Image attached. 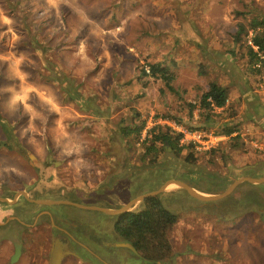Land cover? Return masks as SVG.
<instances>
[{"label":"rangeland","instance_id":"374dc122","mask_svg":"<svg viewBox=\"0 0 264 264\" xmlns=\"http://www.w3.org/2000/svg\"><path fill=\"white\" fill-rule=\"evenodd\" d=\"M24 2L26 14L32 13L27 19L9 15L0 0L21 36L14 47L10 34L0 37V54L24 56L20 71L26 77L21 81L12 61L0 60V114L12 135L0 124V197L25 202L24 191L31 198L120 208L173 179L214 195L239 178L264 177V72L250 70L245 40L235 41L240 22L249 27L254 17L264 18V0H67L58 9L47 0ZM32 18L41 19V27L30 26ZM121 26L115 37L94 34ZM7 28L0 23V33ZM53 28L60 30L50 35ZM81 41L88 61L77 55ZM149 62L175 71L177 92L162 81L144 84L139 70ZM212 81L227 86L230 98L226 109L208 114L199 102ZM28 86L50 94L59 110L35 92L29 99L39 113L34 120L23 105L13 106L12 97ZM143 120L147 127L140 138L123 139L115 129ZM157 124L215 136L228 125L236 131L211 148L180 143L181 153L165 145L151 154L144 139ZM160 196L178 215L169 234L173 257L165 261L115 246L126 242L115 231L118 216L57 206L55 211L71 217L52 227L42 217L50 224L46 230L13 225L18 233L12 241H24L16 262L6 253L14 245L0 230V264H51L54 240L65 235L74 244L61 264H264V183H242L218 201L199 200L176 184ZM29 207L34 214L50 210ZM143 208L142 201L131 210Z\"/></svg>","mask_w":264,"mask_h":264},{"label":"trees","instance_id":"16d2710c","mask_svg":"<svg viewBox=\"0 0 264 264\" xmlns=\"http://www.w3.org/2000/svg\"><path fill=\"white\" fill-rule=\"evenodd\" d=\"M2 3L9 15L25 17L24 19L30 18L29 15H32V13L26 14L28 2L25 3L24 0H2ZM41 21V19L32 18L30 26L38 22L39 27H41ZM238 27L235 41L239 43L245 40L250 70L257 73L264 72V18L254 17L251 19L249 27L242 22L239 23ZM251 32H253L251 36L253 45L248 43ZM148 67L143 66L139 70V77L146 79L144 81L145 85L153 80L162 81L170 91L177 92V88L174 86L176 74L168 64L149 62ZM229 98L228 87L217 81H212L209 83L208 90L202 94L199 106L202 110H207L208 114H212L216 108H225L228 105ZM191 108L194 110L196 105L191 104ZM0 124L7 130L9 137H12L9 133L11 129L1 114ZM146 127V120H143L141 124H138V122L120 123L115 129L123 139H127L129 137H142ZM235 131L236 128L228 125L223 127L222 134L231 136ZM182 136V133L174 131L169 125L157 124L148 130L144 143H146L151 154H157L161 148L164 150L165 145L171 146L174 151L181 153L185 149V145H180ZM159 145H162V147H159ZM143 204L144 208L139 211L130 210L119 215L115 223V231L124 238V241L133 244L148 261L155 263L165 261L173 257L169 234L178 221V215L164 204L160 195L148 197L143 201Z\"/></svg>","mask_w":264,"mask_h":264},{"label":"water","instance_id":"95a60500","mask_svg":"<svg viewBox=\"0 0 264 264\" xmlns=\"http://www.w3.org/2000/svg\"><path fill=\"white\" fill-rule=\"evenodd\" d=\"M169 147L171 148V146H169ZM244 182H249L252 184H262V183H264V177L255 178V177L246 176V177L239 178V179L235 180L225 191H223L220 194H214V195L201 193V192L197 191L195 188H193L187 182H185L183 180H179V179H173V180L167 182L165 185L161 186L158 190L151 192V193L142 194V195L136 197L135 199L131 200L130 202H128L124 206H122L120 208H116V209H107V208H103V207H100L97 205L80 204V203H76V202H72V201H68V200L35 199V198L29 197L28 194L24 191H22L21 194L23 196H25V198L28 199L30 202L38 203L41 205L69 204V205H75L78 207H82L85 209L100 211V212H102L108 216H119V215H122V214L130 211L134 205H136L139 202L144 201L148 197L160 195L162 192H164L166 190L167 186L171 183L176 184V185L180 186L181 188L185 189L190 195H192L193 197H195L199 200H202V201H218V200H222V199H225L226 197L230 196L233 193V191L240 184H242ZM0 201L6 202V203H12L10 199L4 198V197H0ZM261 217L264 220V212L261 214ZM58 238H61V240H60L61 248L58 247L59 246L58 244H56V239H58ZM58 238H56L54 240L53 248L51 251V264H61L63 258L67 254L71 253L70 240L67 237H61L60 236ZM114 245L118 246V247L129 248L132 251H134L135 253L139 254V251L136 249V247L129 242H118V243H115ZM21 248H22V244L16 243V251H15V254L12 258V262H16L19 259L20 255L22 253Z\"/></svg>","mask_w":264,"mask_h":264},{"label":"clouds","instance_id":"9594fccd","mask_svg":"<svg viewBox=\"0 0 264 264\" xmlns=\"http://www.w3.org/2000/svg\"><path fill=\"white\" fill-rule=\"evenodd\" d=\"M47 2H48V5L50 8L58 9L59 4L62 2H67V0H47ZM81 20L84 22H90L88 20L87 15L84 13H81ZM0 23L8 25L6 33H0V37H2L3 35L10 34V42H9L10 47H14L15 44L21 40V36L19 34H17L12 28L14 21L12 19H10L7 15H5L2 10H0ZM61 25H62V22H61ZM59 30H60L59 28H53L50 32V35L55 34ZM123 30H124V28H123V26H121L115 30H112L110 33H105L103 30H100V31H95L94 34L97 36L111 35V36L115 37V36H117V34L119 32H122ZM85 49H86V43L84 41H81L77 55L82 60L88 61V57L85 55ZM37 55H40V53L37 52ZM104 56L109 57V63L108 64H110V56H109V53L107 52V50H105L103 57ZM103 57H101V59H103ZM24 59H25L24 56L21 55V56L17 57L15 55V53H10L8 55L0 54V60L12 61V67L14 68L16 74L19 76L21 81H24L26 79L25 74L20 71V65ZM108 64H106L105 66L107 67ZM33 92H35L36 96L39 98V100L42 103L51 105L56 110H59V106L55 103L54 98L50 94H47L44 91H41L38 88L31 87V86L23 87L20 92L16 93L12 97L11 104L13 106L18 105V104L23 105L24 109L26 111L32 113V118L34 120L39 115V113L36 111V109L33 107V105L29 103L30 94ZM29 127H31L33 131H36L34 125L30 124ZM70 153L71 152H69V154ZM12 170L15 171V169H12ZM5 171H8V169H5Z\"/></svg>","mask_w":264,"mask_h":264},{"label":"crops","instance_id":"0c3cea01","mask_svg":"<svg viewBox=\"0 0 264 264\" xmlns=\"http://www.w3.org/2000/svg\"><path fill=\"white\" fill-rule=\"evenodd\" d=\"M224 109H226V107ZM222 136L223 137L225 136V138L227 137L226 135H220L219 137H222ZM255 178H262V177H255ZM188 184H190V183H188ZM199 192L203 193L202 191H199ZM204 194H209L210 195V193H204ZM35 199H40V198H35ZM41 199H50V198H41ZM50 200H63V199L60 198V199H50ZM72 202H74V201H72ZM4 203H6V202H4ZM76 203H79V202H76ZM80 204H86V203H80ZM39 205H41V204L33 203V202H30L28 199H26L25 202L22 201V200H19L15 204L8 203V205H6L7 206V210L3 209V208H0V230H3V232L5 233V236H3V239H5V241L6 240L11 241L10 243L12 245H14V249L12 251H11V248H12L11 245L7 246L8 247V249H7L8 252L6 250V253L10 257L11 263H12V258H13L14 254H15V251H16V243H21L22 244V248H21L22 253H21L19 259L21 258L22 254L24 253L23 252L24 241L22 239H14L12 241V239L16 237L15 233H18L17 230H13L14 229L13 225L16 226V228H18V229L20 228L22 230L24 228L25 229H27V228H30V229H38V228H40V230H46L48 228V225L50 226V224H51V227L56 225L57 216H59V215L62 216L60 213H58V211H55V208L57 206H65V207H68V208L76 207V208L85 209V208H82V207H78V206H75V205H69V204L42 205V206H46L50 210H41L40 212L34 214V211H32V209L29 206H39ZM89 205H91V204H89ZM0 206H1V204H0ZM100 207L107 208V209H116V208L105 207V206H100ZM14 209H16V210H14ZM86 210H91V209H86ZM94 211H96V210H94ZM63 212H65V211H63ZM106 216H108V215H106ZM42 217H46V218L48 217L50 219V224L49 223L45 224V223L41 222L40 219ZM31 221L33 222V224L30 223ZM61 237H67L68 239L70 238V237H68L66 235L65 236H61ZM70 249H71V247H70ZM4 258L5 257H3V259ZM64 258H63V260H64ZM63 260H62V262H63ZM1 262L3 263V261H1ZM50 263H51V255H50Z\"/></svg>","mask_w":264,"mask_h":264},{"label":"built area","instance_id":"2783aa9c","mask_svg":"<svg viewBox=\"0 0 264 264\" xmlns=\"http://www.w3.org/2000/svg\"><path fill=\"white\" fill-rule=\"evenodd\" d=\"M253 32L250 33L248 37V43L253 45L251 36ZM170 127L176 132L182 133L183 136L180 140L183 144H192L198 149L211 148L215 145V141L220 139L219 136L209 134L206 130L201 129H189L177 124H171Z\"/></svg>","mask_w":264,"mask_h":264},{"label":"flooded vegetation","instance_id":"af4514ba","mask_svg":"<svg viewBox=\"0 0 264 264\" xmlns=\"http://www.w3.org/2000/svg\"><path fill=\"white\" fill-rule=\"evenodd\" d=\"M0 204H1L0 208H3V209L7 210V206L6 205H8V203H0ZM67 217H69V218L71 217V214H70L69 211H65L64 215H62V216H60V215L57 216V220L58 221L65 220V219H67ZM69 239H70V247H71L74 244V240L72 238H69Z\"/></svg>","mask_w":264,"mask_h":264},{"label":"bare ground","instance_id":"6f19581e","mask_svg":"<svg viewBox=\"0 0 264 264\" xmlns=\"http://www.w3.org/2000/svg\"><path fill=\"white\" fill-rule=\"evenodd\" d=\"M171 184H173V183H171ZM173 186H174V185H173ZM60 240H61L60 238L56 239V244H58V245H59L58 247H60V248H61V245H60V244H61V242H60Z\"/></svg>","mask_w":264,"mask_h":264}]
</instances>
